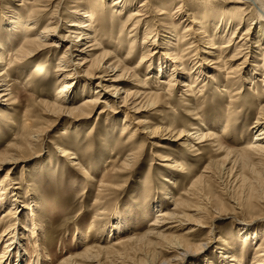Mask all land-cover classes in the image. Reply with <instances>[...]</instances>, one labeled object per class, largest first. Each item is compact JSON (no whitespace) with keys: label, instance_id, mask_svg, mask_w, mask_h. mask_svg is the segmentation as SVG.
Listing matches in <instances>:
<instances>
[{"label":"bare ground","instance_id":"obj_1","mask_svg":"<svg viewBox=\"0 0 264 264\" xmlns=\"http://www.w3.org/2000/svg\"><path fill=\"white\" fill-rule=\"evenodd\" d=\"M186 1L190 5L187 10L185 8V0H140L137 6L135 5L136 0H34V3L37 5L29 6L24 11L26 12L25 17L12 13V17L3 18L0 21L1 24L5 20V26L3 27L6 28L5 32L7 31L6 40L0 36V66L5 67L2 68L5 69L4 71L0 70V107L5 105V108L10 110V108L17 106V104L16 99L13 98L11 93L12 85L10 84L11 81L8 80L11 74L9 72H16L17 78L22 77L24 72L20 71L18 73V71L20 69L23 70L24 68L22 67L26 63L32 62V60L40 57L39 55L43 53L49 55L51 53L50 49L58 46L53 39L56 31L59 29V12L60 7L63 8V3L64 5H67L66 3L72 4L69 11L71 19H74L70 20L66 27L70 29L69 31L74 34V37L71 38V35L59 36V40H67L69 46L57 58L55 70V79L57 81L52 84L55 97L51 98L52 102L50 103L40 101L39 105L42 109L36 107V101L31 102V107H27L22 116L24 130L20 142L12 143L8 146L7 151L0 153V169H3L6 165L11 166L0 181V208L5 206L10 198L12 199L10 200L12 204L9 202L11 206L7 208L6 214L2 218L3 220L1 219L2 222H0L2 224L0 228L2 229L0 232V242L3 243V250L0 252V264L46 263L44 254L37 249L39 243L38 237L42 233L43 228V224L39 218L43 212H40L41 204L35 201L31 195H25L22 199L27 200L28 212L25 214L26 219L20 221V219L18 220L15 217V210H20L22 201L20 200L18 187L9 174L12 167L22 159L33 157L35 155L33 153L39 148L42 135H45L58 122L66 119L72 123L74 121H83L95 112L98 113V116L104 115L107 112V114H113L115 106L116 110L121 107L126 110L123 114V134H126V131L133 125L132 130H134L133 132L129 130L128 133L131 135L127 139V142L125 141L126 144L134 142V139L136 140L137 138L142 139L140 137H144V135L151 139L157 137V135L160 138L167 136V139H171V137L175 139L172 141L168 139L169 142H174V145L177 147L186 148L191 153V156L197 158L199 161L203 158L204 154V151L201 152V148L203 147H200V145L206 143L209 144H207L208 147L215 148V153L224 154V157L219 161V164L217 162L206 167L204 172L200 173L191 183V187L187 193L178 197L177 200L175 198L171 202L172 208L163 206L165 203L163 204L160 200H156L153 204L155 213L152 223L148 224V229L140 238L116 244L106 242V239L105 241L103 239V243H105L103 247L96 246L95 243H87L83 246L84 249L81 253L66 257L61 264H99L101 253L103 256L112 255L114 258H123L130 252L129 242L132 241H136L135 243H147L154 247L152 256L155 255V257L151 258L147 264H184L188 256H199L206 252L205 250L208 248L207 243L200 242L205 240L204 237L206 235L212 237L216 231L214 227H211L209 230L206 228V220L222 211L215 210V205L220 202L221 198H219V194L212 193L210 182L216 177L214 174L218 168L221 167L230 172L234 162L230 159L232 152L221 144L218 134L215 131L213 132V129H205L204 124L200 126L201 129L189 128V131L178 130L176 131L177 134H174L175 129L173 126H165L164 120L158 121L157 126L153 128L147 126L149 123L146 121L147 119L137 123H134L132 120L134 114L141 115L145 111L158 113V107L173 103L174 84L179 81L182 82L179 85V89H181L180 91L184 89V94L193 93L194 90H197L198 97L203 95L206 80L213 81V78L209 77L208 72L206 74L204 73L205 71H201L202 67L204 69L207 67L211 70L217 68L219 73L225 74V85L221 91L230 93L231 96L229 98L232 99L231 101H235L233 100L234 96H232V92H228L230 87H228L229 83L227 81L233 79L235 81L232 84L233 86L240 83L241 79H247V81L251 82L255 79L254 76L257 75L256 68L258 69V58L255 55L257 50H260L259 54L262 56L260 68L264 71V0H218L221 2L218 6H221L222 3L234 4L229 8L220 7L218 8V12L211 10V7L200 8L197 2ZM54 3L53 7L55 9L52 11L51 17H47L48 19L46 20L47 8L52 7ZM213 7L216 8V6ZM108 8L113 9L118 15H121L124 11H128V16L121 27L122 29L132 27L133 29L129 31L133 33L131 37L135 38L134 35L139 26L146 27L140 50L139 48L136 50L135 40H133L130 43L131 45L126 57L123 59L115 57V62H111L110 54L95 55L96 52H93L102 47V42L97 39L103 33L114 31L115 29L114 24L105 18ZM227 9L230 11L228 12ZM155 18H158V20H155L158 21V29L151 24ZM246 24L247 27L243 30L244 32L238 37L237 42L235 41L234 43L236 45L234 52L227 59H224V54L234 36ZM181 27H183L182 32H180ZM232 28L234 29L230 40L223 42L226 33L232 30ZM106 35L112 36L114 33L110 32ZM152 36L154 39L151 41ZM174 36H176L175 43L172 42ZM80 42H85L86 45L82 49L76 50L77 43ZM202 44H205V49L213 51L208 53L199 49ZM253 47H256V51L252 52ZM164 48L166 50L163 54L165 60L158 58L157 65L154 66L155 63L152 55L156 53L155 50ZM78 51L80 54H78ZM139 51L141 55L138 63L134 67L128 68L127 66L131 64V61ZM205 53H208V59L203 58ZM193 56L195 59L192 60ZM248 57L255 63L253 65L255 68L250 76L244 77L241 74L248 62ZM76 58H79V60L74 64L73 62ZM35 67L34 74L25 76L27 77L25 79L26 82L30 83V85L27 84L29 86L34 85V81H36L35 76H39L45 66L42 63H38ZM208 71L210 72V70ZM142 73L146 74L140 78L139 76ZM152 74L156 76V79L162 81L161 83H164L163 86L165 85V87L162 86V89H164L162 92L153 91L147 82ZM107 76H110V79L104 80V77ZM125 77L134 82L135 91L124 89L121 92L119 86ZM260 78L262 80L260 79L261 81L259 82L264 85V73ZM95 80L97 83L93 84L92 82ZM199 83L203 84L199 85ZM240 85L242 87V82ZM77 88L81 90L80 96L86 93L88 96L81 98L76 105L72 106ZM185 96V99H183L184 106L189 107L190 104L196 103L192 102L190 97L188 99L189 94H185ZM232 103L234 102H229V104ZM131 112L133 114H130ZM3 115L4 112L0 111V117ZM191 115L193 114L191 113ZM8 119V121L12 120V118ZM228 128L229 125L226 124L222 134ZM192 129L196 131L192 132ZM252 129L254 131L253 139L248 142L245 149H242V155L244 153L245 157L243 156V158L242 155L241 157L245 167L248 165L252 154L264 157V104L254 121ZM168 140L164 144H167ZM53 145L62 158H68L66 160H69L72 166L75 165L76 169L84 173L88 164H86V158H82L79 155L76 157L74 152L70 153L68 150L71 149L66 146L62 139L54 140ZM135 151L133 149L128 150L119 170H113V173L110 172L111 174L104 177L102 181L100 180L101 190L94 200L96 209H99V212L96 213V221L102 220L101 217L103 218L104 215H108L109 208L106 201L109 199V195H112L114 190L119 186L118 180H120V177L123 174H128L129 169L139 163L142 155H138L139 153L137 154V151ZM171 156H173L172 153L162 158L161 161L165 162L166 166L177 174L183 173L184 168L175 157L171 158ZM168 174V176H165V183L174 186L175 183L172 180L177 175L171 172ZM257 177L259 176L257 175ZM258 181H264V179L260 177ZM170 193H172V190H168V194ZM253 198H256L255 193H251L248 202ZM168 199H174V196ZM220 204L223 205V201ZM115 217V223H111L108 228L107 237L109 240L114 235L124 232V228L128 225L127 221L129 218L122 217L119 212ZM19 224L20 226L18 227ZM28 227L30 237L27 242L37 249L34 257L32 256L33 258L26 257L27 253L23 250L24 246L22 244V241L26 240V238H21L25 237V231H29ZM205 229H207V232H205ZM241 231L244 233L243 239L246 240L250 237V229L247 226L242 227ZM194 239L195 241H193ZM253 239V242L258 240V238ZM197 243L200 244L198 245ZM116 247L118 248L116 249ZM255 247L257 248L255 249L251 264H264V237L260 244H256ZM217 253L219 254L218 264H241L245 259V255L242 253L238 254L236 248L233 246L221 247ZM199 262L200 264H210L204 258L199 260ZM138 264H142L141 261Z\"/></svg>","mask_w":264,"mask_h":264},{"label":"rangeland","instance_id":"obj_2","mask_svg":"<svg viewBox=\"0 0 264 264\" xmlns=\"http://www.w3.org/2000/svg\"><path fill=\"white\" fill-rule=\"evenodd\" d=\"M188 1L197 2L199 7L203 9L211 7V10L217 12L220 7L229 8L234 5L233 3H222L221 6H218V4L221 3L218 0ZM139 2L140 0H136L135 5L137 6ZM66 4L67 5H64L63 3V8L60 7L59 29L56 31L53 39L58 46L50 49L51 53L49 55L43 53L39 55L40 57L32 60V62L26 63L22 67L24 69L18 71V73L20 71L24 72L22 77L17 78L16 72H9L11 74L8 78L12 85L11 93L13 98L16 99L17 106L10 108V110L6 109L5 105L0 107V111L4 112L3 116H5H2L3 118L0 117V153L7 151L8 146L12 143L20 142L24 130L22 126V116L27 107H31L32 101H36V107L41 109L42 107L39 105L40 101L52 102L51 98L55 95L52 84L57 81V79H55L57 58H59L67 46H69V42L67 40H59V36L71 35V38L74 37V34L69 31L70 29L66 28L69 21L74 20L71 19L72 17L69 11L71 10L69 8H71L72 4ZM108 4L110 5L109 2ZM36 5L34 0H0V21L3 18L12 17V13H17L20 14L21 17H25L26 12L24 11L29 6ZM54 5L55 3L52 7L47 8L48 13L45 17L46 20L51 17L52 11L55 9L53 7ZM187 5L189 4L185 0L186 10L190 7V5ZM64 6L66 9L68 8V10H66ZM213 6H216V8ZM227 11L229 12L230 10L227 9ZM127 12L128 11H124L121 15H118L113 9L108 8L105 18L114 24V31H110L113 32L114 35L107 36L106 34L110 32H106L97 39L102 42V47H99V50L93 51L96 52L95 55L104 53L110 54L111 62H115V57H121L123 59L126 57L131 45L130 43L133 40H135L136 50L138 48L140 50L146 27L142 25L139 26L134 35L135 38L131 37L133 33L129 31L133 28L129 27L126 29L125 27L122 29L121 27L128 16ZM155 20H158V18L153 19L151 24L158 29V21ZM4 24L5 20L0 24V36L6 40L7 31L5 32L6 28L3 27L5 26ZM246 27L247 24L238 30V33L234 36V39L224 54V59H227L234 52L236 47L234 43L235 41L237 42L238 37H240ZM233 29L234 28L226 33L223 42L230 40ZM182 30L183 27L180 28V32H182ZM161 35L163 36V34ZM151 38L152 41L154 37L152 36ZM172 42H176V36H174ZM149 44H151V42H149ZM85 45V42L77 43L75 49L80 50ZM204 47L205 44H202L199 49L208 53L213 51L211 49H205ZM255 49L256 47H253L252 52ZM259 51L257 50L255 54L258 58V69L256 68L257 75L254 76L255 79L252 82L249 80L248 82L247 79H241V87V82L232 86L235 81L233 79L227 81L229 83L228 87H230L228 92H232V96H234L233 100L235 101H231L232 99L229 98V96H231L230 93L221 91L225 85V74L219 73L217 68L211 70L204 65L206 69L202 67L201 71H205L204 73L206 74L209 73L208 75L213 78V81L209 79L206 80L205 91L200 97H198L199 94L197 90H194L193 93H185L189 94L188 99L190 97L192 102L196 103L190 104L189 107L184 106L183 99H185L186 96L184 94V89L183 91L179 89V85L182 83L179 81L174 84L173 103L158 107V113L154 111H145L142 112L141 115L134 114L132 120L134 123L147 119L146 121L149 122L147 126L153 128L157 126L158 121L164 120L165 126H173L175 129L174 134H177L176 131L178 130L189 131V128L201 129L200 126L204 124V128L213 129L212 131H215L218 137H220L219 140L221 144L232 152L230 159L234 161L232 164L233 170L231 168L232 171L230 170L229 172L227 169L218 168L214 174L216 177L210 182L212 193L219 194V198H221L220 202L215 205V210L222 211L206 220V228L209 230L211 227H214L216 231L213 233L212 237L206 235L204 237L205 240L200 242L207 243L208 248L205 250L206 252L199 256H188L184 264H200L199 260L203 258L210 264H218L219 254L217 252L224 246H233L236 248L238 254L242 253L245 255V259L241 264H251L255 249L257 248L255 246L258 243L260 244L264 237V181H258L260 177L264 179V157H262V155L252 154L249 158L250 161H247L248 165L246 164V167L243 165L244 161H242V157L244 156V153L242 155V149H245L248 142L253 139L254 131L252 126L264 104V85L259 82L262 80L260 77L263 75L264 71L260 68L262 56L259 54ZM155 52L156 53L152 55V59L155 63L154 66L157 65L158 58L165 60L163 54L166 50L165 48L157 49ZM208 53L204 54V59H208ZM78 54H80L79 51ZM140 55L141 53L139 51L131 61V64L127 67H134L138 63ZM38 59L40 60L37 62ZM193 59H195L194 56L192 57V60ZM41 60L43 61L41 62ZM77 60H79V58L74 59L73 63L75 64ZM247 60L248 62L241 74L244 77L250 76L255 68L253 67L255 64L253 60L249 59V57ZM36 63H42L45 67L42 72H40L39 76H35L36 81L34 82L36 84L34 83L33 85L31 83V87L29 86L30 83L26 82L25 79L27 77L25 76L34 74L36 69L35 66H37ZM2 68L5 67L0 66V70ZM4 70L5 69H2L1 71ZM208 70H210V72ZM145 74L146 73H142L139 77L141 78ZM109 79L110 76L104 77V80ZM147 82L150 84L153 91L157 90L162 92L164 90L162 89L165 87V85L163 86L164 83L156 79V76L153 74ZM92 83L95 84L97 81L95 80ZM201 84L203 83H199V85ZM119 87L121 92H123L124 89L135 91L134 82L127 77L122 80ZM97 91H99V89H97ZM80 94L81 90L77 88L76 97L74 101H72V106L76 105L81 98L88 96L87 93L83 96H80ZM229 102L234 103H232V105L229 104ZM125 112L126 110L124 108L121 107L116 110L115 106L113 114H107V112L104 115L98 116V113L95 112L92 113L88 119L83 121H74V123H72L66 119L62 122H58L51 128L49 127L50 129L48 128L49 131L45 133V135H42L39 148L35 151L36 153H33L35 154L33 157L22 159L12 167L9 174L18 187V193L22 201L19 208L20 210H15V217L18 218V220L20 219V221L26 219L25 214L28 212V205H26L27 200L22 199L25 195H31L35 201L41 204L40 212H43L42 216H39V218L41 219L43 228L41 231L42 233H40L38 237L39 243L37 249L44 254L45 264H61L66 257L68 258L81 253L84 249L83 246L87 243H95L96 246L103 247L105 244L103 243V239L104 241L106 239V242L108 241L112 244H116L140 238L148 229V224L152 223L155 213L153 204L156 200H160L163 204L165 203L163 206L172 208L171 202L175 200V198L177 200L178 197L187 193L188 189L191 187V183L200 173L204 172L206 167L217 162L219 164V161L224 157V154L215 153V148L212 149L210 146L208 147L209 144L206 143L200 145V147H203L201 148V152L204 151V154L203 158L199 161L197 158L191 156V153L186 148L177 147L174 145V142H169V140L172 141L175 139L171 137V139L168 138V140L167 136L160 138L157 135V137L151 139L144 135V137H140L142 139L137 138L136 140L134 139V142L132 141V143L126 144L127 139L131 135L128 133L129 130L133 132L134 129L132 130L133 125H131L129 130L126 131L128 134H123V114ZM191 113L193 115H191ZM130 114H133V112ZM8 118H12V120L8 121ZM226 124L229 125V128L224 135L222 131ZM204 128L203 130H205ZM195 131V129H192V132ZM205 132H207V130H205ZM59 139H62L66 146L71 149L68 150L70 153L74 152L76 157L79 155L82 156V158H86V164H89H87L86 167L88 170L85 169L83 173L76 169L75 165L72 166L71 162L66 160L68 158L61 157V154L56 151L53 145L54 140ZM167 140L168 143L164 144ZM131 149L136 150L137 152H135L137 154L139 153L138 155H142L139 163L129 169L128 174H123L120 177V180H118L119 186L114 190L112 195H109V199L106 201L109 208L108 215H104L103 218L101 217L102 220L96 221V213L99 212V209H96L94 200L101 190L100 180L102 181L104 177L113 173V170H119L127 154L126 152ZM171 153L173 154L171 158L175 157L184 168L183 173L177 174L171 168L167 167L165 162L161 161L162 158L171 155ZM10 167V165H6L3 169H0V181ZM169 172L177 175L176 177L174 176L172 180L175 183L174 186L165 183V176H168ZM257 175L259 177H257ZM168 190H172V193L168 194ZM251 193H255L256 198L248 202ZM173 196L174 199H168ZM10 200L12 199L10 198ZM221 201H223V205L220 204ZM9 202L0 208V222H2V218L6 214L5 211L12 204V202H10L11 204ZM118 212L122 217L125 216L127 219L129 218L127 221L128 225L125 227L126 229L124 228L125 233L116 234L109 240L107 237L108 228L111 223H115V215ZM19 226L20 224L18 227ZM246 226L250 229L251 235L245 240L242 238L244 233L241 229ZM1 227L2 224L0 223V228ZM207 229H205V232H207ZM1 230L2 229H0V232ZM25 232V237H21L24 239L26 238V240L22 241L24 246L23 250L26 251L27 258L34 257V253L37 249L27 242L29 241L30 230ZM196 237L199 238L198 236ZM253 238H258V240L253 242ZM193 241H195V239ZM135 242L136 241L129 242L130 252L123 258H114L112 255L103 256L101 253L99 264H138L140 261L142 264H147L151 258L155 257V255L152 256L154 247L147 243ZM117 248L118 247H116V249ZM2 250L3 243L0 242V252ZM14 260L13 258V261Z\"/></svg>","mask_w":264,"mask_h":264}]
</instances>
